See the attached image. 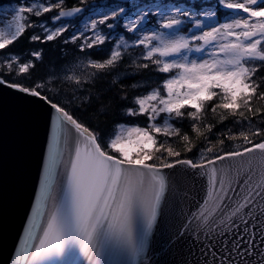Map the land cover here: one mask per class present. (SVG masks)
I'll use <instances>...</instances> for the list:
<instances>
[{
    "label": "snow or ice",
    "instance_id": "1",
    "mask_svg": "<svg viewBox=\"0 0 264 264\" xmlns=\"http://www.w3.org/2000/svg\"><path fill=\"white\" fill-rule=\"evenodd\" d=\"M217 3L231 10L242 9L248 16L218 26L206 25L199 18V11L204 7L201 3L125 0L86 25L93 35L85 37L83 44L70 31L73 21L68 19L85 11L80 6L68 5L66 0H25L24 3L15 0L16 6L13 0L0 3V14L8 27L7 33L0 28V50L32 29L29 39L33 42L62 38L65 43H76L81 51L107 42V58L91 62V67L98 70L117 68L121 62H127L128 50L139 46L141 62L133 61L135 67L141 73L162 74L155 87L151 82L143 86L144 94L120 97L126 102L121 105L125 119L105 132L86 126L70 114L67 107L73 99L54 102L48 94L54 89L48 87L47 81H33L26 86L14 79L28 73L34 67L32 58L41 59L42 51L30 52L24 62L10 52L0 53V87L38 98L55 112L40 198H46L49 193L51 175L58 163L62 126L74 132L75 149L68 164L67 189L49 217L43 238L32 254V264L63 257L76 246L83 258L80 264H111L114 257L124 258L121 264L137 261L145 264L140 257L148 249L169 183V174L164 170L182 168L191 174L209 167L208 198L195 211L185 214L180 209L183 221L162 252L181 237H191L199 254L205 257L195 264H209V258L211 264H264V219H261L264 217V173L255 186L247 189L243 186L251 180L249 176L242 183L236 181L240 185L238 189L231 180L225 188V181L216 179L215 167L217 162L257 151L264 155V109L253 106L254 98L264 99V71H261L264 69V0H217ZM181 4L188 6L181 7ZM216 15V12L205 13L209 21ZM252 18L254 22H250ZM153 24L155 28L151 27ZM193 28L196 31L190 35L179 34ZM104 29L108 30L106 34H102ZM114 29L123 31L126 38H120L119 43L111 41ZM66 32L68 37L64 36ZM80 36L84 37V32ZM192 53L200 56L190 59ZM144 79L150 81V75ZM118 86V82H112V88ZM140 87L139 83L132 86L133 89ZM92 99L86 96L80 105H88ZM218 111L220 123L232 117L244 130L228 129L231 134L226 135L215 123H204L207 113ZM257 115L261 117L260 127L253 120ZM135 117H143L144 126L130 119ZM186 120L192 122L190 131L201 138L199 146L193 143L188 132L181 131ZM226 140L242 141L238 145L242 150L225 151ZM177 146H182L185 153H192L195 148L199 161L181 158ZM37 211L38 207L34 215ZM138 220L143 221L139 229ZM148 253L152 255L150 249Z\"/></svg>",
    "mask_w": 264,
    "mask_h": 264
},
{
    "label": "water",
    "instance_id": "2",
    "mask_svg": "<svg viewBox=\"0 0 264 264\" xmlns=\"http://www.w3.org/2000/svg\"><path fill=\"white\" fill-rule=\"evenodd\" d=\"M54 117V110L44 101L0 87V264H32V254L43 238L49 217L63 200L68 164L75 149L74 132L68 126H62L59 132L58 163L51 175L48 196L40 198ZM215 167L218 169L216 179H223L225 188L231 180L233 187L238 189L240 185L236 181L242 183L251 176V180L243 185L247 189L261 182L264 155L257 151L217 162ZM164 171L169 174V183L161 214L149 238L148 249L152 255L149 256L146 249L140 260L145 264L149 261L152 264L202 262L205 257L199 254L200 250L191 242V237H181L167 251L162 252V248L180 228L183 221L180 209L185 214L195 211L208 198L211 167L191 174L182 168ZM177 178L179 183H176ZM233 195L239 199L235 193ZM142 226L143 221L138 220V229ZM82 259L76 246L63 257L45 259L40 264H80ZM122 259L114 257L111 264H121Z\"/></svg>",
    "mask_w": 264,
    "mask_h": 264
},
{
    "label": "trees",
    "instance_id": "3",
    "mask_svg": "<svg viewBox=\"0 0 264 264\" xmlns=\"http://www.w3.org/2000/svg\"><path fill=\"white\" fill-rule=\"evenodd\" d=\"M89 1L91 0H86V2ZM5 2H7V0H0V3ZM80 3H82L80 0H66V4L68 5ZM189 4H191L190 1ZM30 32L31 31H26L17 39V41L10 45L8 49L24 52L25 50H29L33 47H41L43 49V56L40 60H36V64L33 68L29 69L28 73L21 74L14 77V79L19 80L26 86L30 85L33 81H47L48 87L54 89V91L48 93L54 98V101H61L63 103L67 102L69 99H73V103L68 105L67 110L73 114L79 122L84 123L86 126L93 129L99 128L105 132L111 130L117 122H123L125 119L122 115L121 105L126 102L122 101L120 97L124 94H128L130 97L134 94H144L143 87L133 89L132 86L136 81L144 78L146 71L141 73L139 70H136L137 68L135 65H131L127 59V62H121L120 65L113 70L97 69L90 80L80 81L81 83L77 84L75 79H71L70 76L64 75L65 67L70 65V63L77 58L76 57L74 59V56H76V53L78 52L76 44L71 42L62 44V38L48 42H33L29 39ZM98 52L99 51L95 52V57L96 59H101V56H98ZM126 70H129V72ZM261 71H264V69H261ZM149 75L150 81L144 79L141 82H148L147 84L151 82V86L155 87L156 83L160 81L162 74H149L147 72L146 76ZM113 81L118 82L119 86L112 88L111 86ZM86 96H92L93 99L90 104L81 106L80 101ZM97 97H99V100L96 99ZM253 106L257 109H264V99H259L258 97L254 98ZM101 107H104L105 110L101 111ZM260 118V115L253 118L256 127H260ZM130 119L139 121L140 124L144 126L143 117ZM204 123H215L216 128H219L226 135L231 134L228 132V129H231V132L244 130L239 128L234 123V118L232 117H229L224 120L223 123H220L219 111L217 114H212L211 112L207 113ZM191 124L192 122L190 120L184 121L181 131L188 132V134L192 137L193 143L199 146L201 138H197L195 133L190 131ZM176 126L179 127L180 124L177 123ZM213 131H216V129H213ZM220 138L223 139L224 136H221ZM256 142H259L258 138H256ZM241 144L242 141L240 140H226L224 150L234 151L238 149V145ZM177 150L181 151V158L188 157L194 159L195 161H199L200 159V155L199 153H196L195 148L192 153H185L182 146H177Z\"/></svg>",
    "mask_w": 264,
    "mask_h": 264
},
{
    "label": "rangeland",
    "instance_id": "4",
    "mask_svg": "<svg viewBox=\"0 0 264 264\" xmlns=\"http://www.w3.org/2000/svg\"><path fill=\"white\" fill-rule=\"evenodd\" d=\"M24 2H25V0H21V3H24ZM28 2H35V0H28ZM226 2H243V0H226ZM119 4H121V3H118V2L113 3V2H111L110 4H105V5L97 7L96 9L89 10V11L85 12L83 14V16L78 21L73 20V23L70 24L69 26H72L73 29H76V30H78L80 32L86 33V37L87 36H91V35H93V32H92V30L90 28L86 27V25H89L91 23V21L94 20V19L98 20L104 13L110 12L112 8L117 7ZM13 6H16L15 2H13ZM235 11H236L235 13H233L231 15H227V17H225L223 22L218 21L217 15H216L215 19H213L211 21H209L205 17V13H207V12H216V9H214V8H210V7L205 8L199 16H202L204 18V21H205L206 25L214 24V25H217V26L219 25V23L231 22V20L234 19V18H246L248 16L247 13H243L242 9L235 10ZM7 19H10V16L7 17ZM254 21H255V18H252V21H250V22H254ZM49 26L51 27L52 25L50 24ZM151 27L155 28L156 26L152 25ZM0 28H2L5 31V33L8 32L7 22H6V19L3 17V14H0ZM194 30L195 29L193 28L192 31H194ZM161 31H164V30L161 29ZM102 34H106V33L102 32ZM145 34H148V32H145ZM197 34H199V33H197ZM121 37L124 38L123 36H121ZM15 55L17 57H19L17 54H15ZM27 58L28 57H26L25 60ZM76 63L79 66V70L85 71V76L83 78V81H87L88 79H90L94 75L95 69H93V71L91 73H88L86 71L85 67L81 66L80 63H78V62H76ZM64 73L66 75H71L76 80L79 79V78L75 77L76 76V68H72L70 66H67V67H65V72Z\"/></svg>",
    "mask_w": 264,
    "mask_h": 264
}]
</instances>
